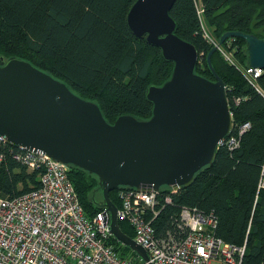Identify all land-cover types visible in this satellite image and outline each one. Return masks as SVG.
Segmentation results:
<instances>
[{
    "label": "trees",
    "instance_id": "16d2710c",
    "mask_svg": "<svg viewBox=\"0 0 264 264\" xmlns=\"http://www.w3.org/2000/svg\"><path fill=\"white\" fill-rule=\"evenodd\" d=\"M176 0L171 15L177 34L193 43L200 58L196 71L211 74L206 55L213 47L204 37L242 31L264 38V0ZM135 0H0V57H19L64 80L79 95L96 101L109 123L123 114L152 116L147 100L151 85H162L173 71L158 47L130 29L127 16ZM205 28V29H204ZM235 64L219 50L213 65L230 87L228 100L236 127L250 123L238 149L221 146L212 165L196 174L195 182L172 196L154 221L158 234L172 230L181 207H197L218 216L216 233L243 246L245 264H264V189L258 190L264 160V96L241 73L248 67L246 42L236 37L223 44ZM205 56V57H204ZM204 63V65H203ZM210 78H214L211 74ZM264 89V74L259 78ZM240 98V102H236ZM24 151L0 138V198H14L40 186V172L30 171L18 158ZM69 178L86 215L104 210L97 176L70 166ZM166 193V194H164ZM100 196V197H97ZM119 207V190L110 193ZM133 236L131 225L119 222ZM110 244L120 256L136 254L113 236ZM130 253V254H129Z\"/></svg>",
    "mask_w": 264,
    "mask_h": 264
},
{
    "label": "water",
    "instance_id": "95a60500",
    "mask_svg": "<svg viewBox=\"0 0 264 264\" xmlns=\"http://www.w3.org/2000/svg\"><path fill=\"white\" fill-rule=\"evenodd\" d=\"M175 2L135 0L127 16L131 31L174 64L167 81L148 87L149 119L123 114L109 123L96 101L64 80L29 60L0 57V137L97 176L110 234L145 262L148 252L121 229L110 193L190 187L234 130L230 87L212 62L217 47L206 55L212 80L196 71V46L176 32ZM236 37L246 42L248 67L264 69V38L237 30L223 33L219 43Z\"/></svg>",
    "mask_w": 264,
    "mask_h": 264
},
{
    "label": "built area",
    "instance_id": "2783aa9c",
    "mask_svg": "<svg viewBox=\"0 0 264 264\" xmlns=\"http://www.w3.org/2000/svg\"><path fill=\"white\" fill-rule=\"evenodd\" d=\"M197 9L203 20L200 0ZM204 37L235 64L232 54L206 29ZM241 73L264 96L259 84L264 69L243 67ZM250 128V123L238 127L234 123L223 145L231 151L238 149ZM18 158L30 171L40 172V186L14 198H0V264H245V244L238 246L219 237L218 216L212 211L183 206L174 228L166 235L158 234L154 221L165 204L172 203L170 194L162 196L164 189L119 190L118 221L131 225L132 238L148 252L149 261L137 254L120 256L109 242L112 235L105 223V209L93 218L86 215L69 178V165L33 151H24ZM168 189L171 194L179 191ZM261 189L264 160L258 182Z\"/></svg>",
    "mask_w": 264,
    "mask_h": 264
},
{
    "label": "rangeland",
    "instance_id": "374dc122",
    "mask_svg": "<svg viewBox=\"0 0 264 264\" xmlns=\"http://www.w3.org/2000/svg\"><path fill=\"white\" fill-rule=\"evenodd\" d=\"M220 44V43H219ZM220 45H223V44H220ZM217 50H218V48H217ZM205 57V56H204ZM203 65H204V63H203ZM206 75H208L209 77L208 78H210V76H211V74H206ZM210 79H212V80H215V78H210ZM97 197H100V196H97ZM132 251V250H131ZM133 252V251H132ZM130 254V253H129Z\"/></svg>",
    "mask_w": 264,
    "mask_h": 264
}]
</instances>
